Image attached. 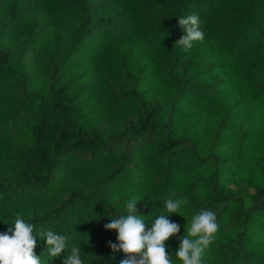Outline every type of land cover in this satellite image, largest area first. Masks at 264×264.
I'll list each match as a JSON object with an SVG mask.
<instances>
[{
  "label": "trees",
  "instance_id": "trees-1",
  "mask_svg": "<svg viewBox=\"0 0 264 264\" xmlns=\"http://www.w3.org/2000/svg\"><path fill=\"white\" fill-rule=\"evenodd\" d=\"M191 14L204 39L185 51ZM132 198L146 231L179 225L173 264L202 209V264H264V0H0V233L19 213L42 264L73 246L120 264L104 225ZM47 230L69 238L58 258Z\"/></svg>",
  "mask_w": 264,
  "mask_h": 264
},
{
  "label": "clouds",
  "instance_id": "clouds-1",
  "mask_svg": "<svg viewBox=\"0 0 264 264\" xmlns=\"http://www.w3.org/2000/svg\"><path fill=\"white\" fill-rule=\"evenodd\" d=\"M179 27L184 35L176 44L188 51L196 42H202L204 32L200 28L198 15L180 16ZM171 193L164 201L167 213H177L182 202L174 199ZM132 198L126 202L127 215H119L105 224L106 230L117 232L118 244L110 242L113 252L122 250L129 258L120 264H173L172 256L166 251L165 242L180 231L177 223L168 219L169 215H159L151 228L146 231L142 215L137 214V202ZM12 227L8 232L0 233V264H42L41 255H36V235L34 224L26 222L19 213L16 214ZM218 230L216 215L210 210L202 209L194 215L187 235L180 237V243L175 258L181 264H202V255L210 246L214 234ZM41 237L46 240V252L50 258H58L65 252L68 241L66 235L54 231H42ZM191 237V238H190ZM195 238V239H192ZM81 247H71V252L64 259L63 264H84L81 258Z\"/></svg>",
  "mask_w": 264,
  "mask_h": 264
}]
</instances>
